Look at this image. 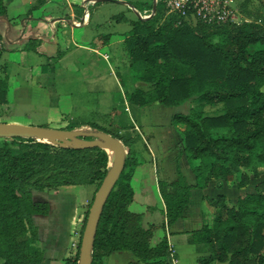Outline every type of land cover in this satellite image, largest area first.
<instances>
[{
	"label": "trees",
	"instance_id": "16d2710c",
	"mask_svg": "<svg viewBox=\"0 0 264 264\" xmlns=\"http://www.w3.org/2000/svg\"><path fill=\"white\" fill-rule=\"evenodd\" d=\"M153 3L140 6L152 10ZM0 16H7L6 0H0ZM164 18L168 22L159 24ZM176 20L159 1L155 15L137 17L123 41L135 81L149 87L126 92L127 99L140 107H172V124L185 127L183 146L178 147L188 154L194 181L179 167L174 181L159 180L167 226L191 216L194 190L207 189L213 181H236L239 174L242 189L264 174V23L177 25ZM9 93L8 77L0 76V104L8 103ZM195 102L221 107L207 112L195 109ZM90 126L92 132L120 139L127 151L125 168L100 219L92 264H104L105 257L124 251L143 264H170L167 236L152 246L156 225L145 227L144 215L130 210L135 200L132 180L141 163L130 150L132 138L96 123ZM110 168L111 156L101 148L0 138V264H44L35 217L49 215L52 208L36 197L68 186L97 184L98 191ZM207 200L215 210L213 224L187 231L188 243L209 254L195 264H264V181L234 204L224 194ZM80 248L81 242L74 264H79Z\"/></svg>",
	"mask_w": 264,
	"mask_h": 264
},
{
	"label": "rangeland",
	"instance_id": "374dc122",
	"mask_svg": "<svg viewBox=\"0 0 264 264\" xmlns=\"http://www.w3.org/2000/svg\"><path fill=\"white\" fill-rule=\"evenodd\" d=\"M18 1L20 0H16V2ZM150 1L151 0L146 1L147 6H149ZM108 2L109 0L101 3L111 6L107 8L112 9L113 11L124 9V6L119 3ZM254 3L255 4L251 6L252 0H247L245 2L238 0V9L240 12L238 15L239 24L254 20L264 23V1L256 0ZM134 5H136L137 8L144 13L145 9L141 8V3H135ZM21 9L23 8L21 7ZM91 10H93V7ZM36 11L37 10H35L34 13ZM129 11L134 13L131 16H136L137 12L135 9L134 11L132 9ZM102 12L107 16L109 11ZM10 13H12V10H10ZM249 14L251 15L250 18ZM166 22H168V19L164 18L161 19L159 24ZM105 39L106 38L101 36L99 37L98 42L101 43V41H107ZM213 41L218 43L219 38L214 37ZM90 45L97 46L98 49H100V55H94V53H91V55L95 56L94 58L97 64V70L100 71L104 77V81L101 79H97L95 82L88 81L86 73L88 63H85V60H82V57H76L72 49L70 50L64 44H61V46L57 48L56 52L53 53L56 59H53L52 62L47 59H43L41 61L40 65H43L45 69L43 74L39 75L38 80L35 78L33 81L31 80L28 85V82L26 80L24 81L23 75L18 74L17 77L15 74L16 77L14 76L13 82L11 83L12 89L10 88V93L8 95V103L0 104V123L42 126L60 130H70L69 127H76L73 130L84 131H91L92 128L90 124L96 123L111 133L132 138L133 142L130 150L141 163L138 166L136 175L134 174L135 178L133 186L135 188V200L130 205V210L134 212L146 211L147 207L143 204V201H147L150 205H153L155 207V218L153 219V222L155 223L156 228L154 238L152 240V246H156L163 236H167L168 238L167 232L169 230L170 239L176 251H178L179 257L176 254L173 256L174 251H171L168 254V262L170 264H195L200 256H207L209 254L199 253L196 246L188 243L189 235L187 231L200 229L204 224H213L215 210L212 206H210L209 201L207 200L208 198L203 199L198 197L196 194L192 200L191 216L180 221L175 226H171L170 228L166 226L164 222L165 215L156 194L154 181H152L151 185L147 184V182H150L153 170L150 165H146L147 162L144 160H146L149 155L148 141L151 143L154 142V147L158 145L162 147L160 145L162 143H158L159 138H170L171 133H169L166 127H164L161 131L157 130L156 133L153 134L154 136H149L150 131L146 130L147 128H144L146 130L145 133L141 126L137 127L134 125L130 112L127 110L128 106L126 105V100L128 102L129 100L127 99L126 92L130 93L136 81L134 79L133 72L128 67L129 61L124 48L122 49L125 54L124 57L118 53V56L114 57L119 59L120 64L117 68L115 67V71L118 76L114 79L110 75V68L113 60H106L104 58L105 53H108L107 50H103L100 44L96 45L95 43V45ZM61 54L67 55L62 62H58V57ZM6 57L7 55H5V58ZM121 81L125 82V87H123ZM16 84L19 86H30L32 88L31 96L20 97L19 99L15 97L13 88ZM139 84L143 89L147 90L149 88L148 85L143 83H136V86ZM41 87H45L48 90V96L44 99L39 98V95L32 97L38 94L37 91L40 92L39 89H42ZM27 99L29 101H27ZM110 106L111 108H109ZM192 106L197 110H204L207 112H213L221 107V105L210 106L200 102H195ZM106 108L110 110H106ZM178 110H180V108H178ZM134 115L137 120L144 123L142 120L143 114H140V111H135ZM156 119L162 125L168 126V114L166 110L165 113ZM147 126L148 123L145 127ZM180 126L185 129L184 126ZM43 142L50 143L55 146L67 147L66 143L58 140L48 139ZM165 143L171 144L169 139L164 141V144ZM160 149L162 153L164 152V154L167 155L169 149L171 148L168 146ZM113 163L114 160L111 158V164ZM197 163L198 162L196 161L195 164ZM167 164L170 167V165H172V160H169ZM161 165L162 162L160 161V166ZM182 165L185 167L190 165L189 169L186 168L183 171L181 168V170L190 181H194L193 169L189 158L188 161H186V163L183 162ZM148 173L151 174V177L146 180V174ZM239 181L240 174L236 181L230 183L213 181V184L214 182H217L215 187L220 186L222 183H226L228 186L224 189L225 192L219 191L215 194V192H211L212 189H209L207 194L210 198H217L219 194H224L227 202L231 203V200L236 199L237 197V187ZM262 181H264V174H262V176L258 179L252 178L250 184L246 186V188H242L244 190L238 193H254L257 185ZM212 183L210 186L213 185ZM223 184L219 187L220 189H222ZM97 187V184H94L93 189L92 187L90 188V185L71 186L69 187L70 190L65 189L66 191L63 190V193L61 194H55V191H45L44 194H39L36 197L38 200L41 199L49 201L52 208L49 215H39L35 217V222L39 227L40 234L38 246L44 249L48 256H52L53 247L56 246L64 250L65 253L66 251H68L67 254L69 253V255L64 259L61 258L59 261L51 260L44 262V264H74L73 261L78 252V246L82 241L83 231L87 222V215H89L93 204V200H89V203H87L88 201L84 198L86 193L92 190L95 196ZM88 188L90 189L86 192ZM82 190H85V193H81ZM71 193L76 194L77 196L79 195L80 197L77 199L71 198ZM197 214L199 217L195 221ZM150 225L151 224L145 225L144 223L145 227H149ZM109 257L110 256L104 258V264H143V261L138 260L129 251L115 252L110 259ZM175 260L176 263H174Z\"/></svg>",
	"mask_w": 264,
	"mask_h": 264
},
{
	"label": "crops",
	"instance_id": "0c3cea01",
	"mask_svg": "<svg viewBox=\"0 0 264 264\" xmlns=\"http://www.w3.org/2000/svg\"><path fill=\"white\" fill-rule=\"evenodd\" d=\"M146 1L149 0H109L108 3H119L124 6L123 10L113 11L112 9L107 8L111 6L96 2V0H20L18 2H16V0H6L7 16H0V76L3 78L8 77L11 89V83L13 82L15 74L17 77L18 74L23 75L24 81L26 80L29 85L31 80L33 81L35 78L38 80L39 75L43 74L45 67L40 65L41 61L47 59L52 62L53 59H56L53 53L56 52L61 44H64L68 49L73 50L76 57H82V60H85V63H88V66L86 67L88 81L95 82L97 79L104 81V77L100 71L97 70L95 56L91 55V53H94V55H100L101 53L97 46L90 45H95L96 43V45L100 44L103 50H107L108 53H105L104 58L106 60H113V62L111 61L110 75L116 79L118 75L115 71V67L117 68L120 64L119 59L114 57L118 56L117 53L124 57L125 54L122 51L124 48L122 43L125 34L129 33L132 29V22L135 21L137 17L141 18L138 13H135L136 16H131L134 13L129 10L132 9L134 11V9H137L135 8V3H147ZM241 1L245 2L247 0ZM255 1L256 0H252L251 6L255 4ZM21 7L23 9H21ZM92 7L93 10H91ZM10 10H12V13H10ZM35 10L37 11L34 13ZM102 11H109L108 15L106 16ZM250 16L251 15L249 14V18ZM101 36H109V39L107 41H101L100 43L98 42V39ZM5 55H7L8 58H5ZM66 55L67 54H61L58 57V62H62ZM136 83L137 82H135L132 90L140 86V84L136 86ZM28 85L19 86L16 84L13 88L15 97L18 99L20 97H30L32 88ZM41 88L42 89H39L40 92L37 91L38 94L32 97L39 95L38 97L41 99L46 98L48 96V90L45 87ZM27 101L29 100L27 99ZM126 105L128 106L127 110L130 112L134 125L137 127L141 126L145 133L146 130L150 131L149 136L155 134L157 130H163L164 127H166L169 133H171L170 138H159L158 140V143H162L160 145L163 148L168 146L171 148L169 149L168 154L165 155L164 152L162 153L160 149L162 147L158 144H156L158 146L154 147V142L151 143L148 141L149 155L147 156V159L144 160L147 162L146 165H150L153 170L152 177L150 173L146 174V180L151 177L150 182H147V184L151 185L152 181H154L156 194L165 215V204L158 186L159 180L172 182L177 177L178 167L182 168L183 171L186 168H190V165L187 167L182 165L183 162L186 163V161H188L187 152L184 147L178 148V144L183 146L181 133L184 131V128L181 126L175 127L172 124V116L174 113V108L172 107L161 105L159 103L140 107L127 100ZM109 108H111V106ZM106 110L110 109L106 108ZM165 110L168 114V126L162 125L156 119L165 113ZM135 111H140V114H143L142 120L145 124L136 119L134 115ZM146 122L148 123L147 127H145L147 125ZM144 128L147 129L145 130ZM168 139L171 144H164V141ZM169 160H172V165H170L171 168L167 164ZM160 161L162 162L161 166ZM137 170L138 167L136 171ZM135 175L132 180V185ZM216 183L217 182H214V184L212 183L213 185L204 190H194L191 198V206L193 197L196 194L198 197L207 199L210 198L207 194L209 189H212L211 192H215V194L219 191L225 192L224 189L227 188L228 185L225 183L223 184L222 189H220L219 187H215ZM93 186L94 185H90V188L92 187L93 189ZM69 187L71 186L62 187L54 193L61 194L63 193V190H68ZM90 188H88L86 192ZM243 190L244 189L237 187V197L236 199H232L230 204L236 203L238 197L243 194L238 192ZM82 192L85 193V190H82L81 193ZM44 193L45 192H42L41 194ZM93 193V190L86 193L84 199L88 201L87 203H89V200H93ZM70 196L74 199L80 197L73 193H71ZM143 204L147 207L146 211L137 213H142L144 215L145 225L155 224L153 222V219L155 218V207L150 205L147 201H143ZM198 217L197 214L195 221ZM164 218V222L167 226L166 217L164 216ZM180 221L172 226L177 225ZM168 227L170 228L171 226ZM167 233L170 245L174 250L173 256L176 254L179 257L178 251H176L170 239L169 230ZM67 252L68 251L65 253L60 247H53L52 256L54 257L46 254V262L51 260L59 261L61 258L64 259L69 255ZM114 254L115 253L111 254L109 259Z\"/></svg>",
	"mask_w": 264,
	"mask_h": 264
},
{
	"label": "water",
	"instance_id": "95a60500",
	"mask_svg": "<svg viewBox=\"0 0 264 264\" xmlns=\"http://www.w3.org/2000/svg\"><path fill=\"white\" fill-rule=\"evenodd\" d=\"M106 1L108 0H96V2ZM154 8H156V5H154ZM47 137L66 143L67 147L101 148L108 153L112 150L116 155L107 176L96 192L81 241L79 264H92L97 229L107 200L125 168L127 158L126 148L120 139L104 132L71 131L42 126L0 123V138H27L43 142ZM90 137L94 139L89 140L88 138Z\"/></svg>",
	"mask_w": 264,
	"mask_h": 264
},
{
	"label": "built area",
	"instance_id": "2783aa9c",
	"mask_svg": "<svg viewBox=\"0 0 264 264\" xmlns=\"http://www.w3.org/2000/svg\"><path fill=\"white\" fill-rule=\"evenodd\" d=\"M159 1L166 4L167 16L176 17L177 25L183 22L194 25L202 22L212 26L239 24L238 0H154L153 6L157 7ZM135 11L141 18L148 19L155 15L156 8L145 10L144 13L138 9Z\"/></svg>",
	"mask_w": 264,
	"mask_h": 264
},
{
	"label": "bare ground",
	"instance_id": "6f19581e",
	"mask_svg": "<svg viewBox=\"0 0 264 264\" xmlns=\"http://www.w3.org/2000/svg\"><path fill=\"white\" fill-rule=\"evenodd\" d=\"M48 139H52V138H51V137H47V138L45 139V141L48 140ZM52 140H53V139H52ZM109 153H110V155H111L112 160H114V159L116 158L115 153H114L112 150H110Z\"/></svg>",
	"mask_w": 264,
	"mask_h": 264
}]
</instances>
